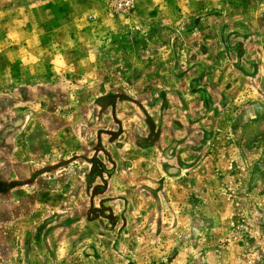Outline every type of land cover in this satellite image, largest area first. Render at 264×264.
Masks as SVG:
<instances>
[{
    "label": "rangeland",
    "instance_id": "374dc122",
    "mask_svg": "<svg viewBox=\"0 0 264 264\" xmlns=\"http://www.w3.org/2000/svg\"><path fill=\"white\" fill-rule=\"evenodd\" d=\"M262 32L264 0H0V97L35 100L0 181L35 171L54 195L22 217L3 193L7 218L28 219L0 264H25L37 224L36 264H264ZM168 99L193 142L173 147L176 169L161 159L173 142L145 149Z\"/></svg>",
    "mask_w": 264,
    "mask_h": 264
},
{
    "label": "flooded vegetation",
    "instance_id": "af4514ba",
    "mask_svg": "<svg viewBox=\"0 0 264 264\" xmlns=\"http://www.w3.org/2000/svg\"><path fill=\"white\" fill-rule=\"evenodd\" d=\"M253 42H254V39H253ZM225 50L227 51L226 54L228 55V58H229L231 50H228V48H225ZM201 66L206 68V66H204V65H201ZM249 67L251 68L252 66H249ZM196 69H198V68H196ZM238 71L241 74H243L244 76H247L246 73L241 72L240 70H238ZM208 75H209V72H207V74L204 73V74H202L201 78L202 79L206 78L207 80H209ZM254 76L249 75V78L252 79V78H254ZM186 77H188V76L185 75L182 78H178V80L182 82L183 80L186 79ZM195 85H196L195 81L191 82V85L189 86L190 95H193L196 97L200 96V98L204 101V104L207 105L208 102L210 101L209 97L212 96L209 93V87L205 89L203 86L198 88V87H195ZM22 94H23L22 91L18 90V91H16L15 95H12V96L7 95V96L0 97V159H12L14 157L13 153H16V149H17L16 144L18 142V139H19L22 131H24V129L27 128V123L24 124L23 119H26V117L28 116V112H27V110H25L23 108H24V106H26V104L34 103L35 100H32L33 98H31L32 97L31 95H33L32 93L28 98H26V100L23 99L25 97H22L23 96ZM160 94L162 96H164L165 94L168 95L169 92L166 91V89H164V91H162ZM171 94L175 95L174 98H176V99H183L184 98V96L180 93L178 94V93L171 92ZM9 101H11V103H13V104H11L12 106L6 105ZM159 111H160V125H159V127L162 130L161 139L158 138V139L154 140L153 134L151 132L154 126L151 124H147L146 128H147V132H148V136H147L148 138L146 139L147 141H145V142L148 143V141H149V143L145 149H155L157 147L156 145L161 143L163 138L165 140H169L171 143L173 142V145H171V147H170V145H167L166 147H164L161 159H169L168 162H170V163H168L166 160V166H168L170 169H176V168H174L175 165L172 163L173 161L170 160V159H176L175 154L172 152L173 147H175V149H176L175 152L176 151L178 152L179 150H181V148L183 146L184 147L187 145L192 146L190 143V142H192V140L187 139V140L180 141L179 139H177V135H176V132L174 130L178 129V126H180V125L174 123L172 120L170 122H168V120H170L169 117H170L171 111H172V103L169 102V99L166 100L165 102H163V104H161V106L159 107ZM209 111H212V110L209 108L208 112ZM186 126L189 128V132H199V130H200V127H199L200 124H198V122H195V123L190 122ZM174 127H177V128H174ZM172 128H174V129H172ZM167 129H171V131L167 132V135L169 137L166 136ZM193 129L195 131H193ZM204 130H206V129H204ZM201 131L205 132L203 130H200V132ZM94 138L96 139V143H95V147H94L95 149L93 152L89 151V154L94 153L93 159H100V157L102 155V152L100 149L101 143H102L101 134L97 135ZM90 139H91V137L89 138V141H90ZM91 158L92 157H89V158L86 157L85 159H91ZM179 159H181V158H179ZM165 173L169 175V173L167 171ZM100 191H101V189H100ZM101 193L102 192L99 193V196L102 195ZM94 207L97 208L96 206H94ZM88 210L91 212H94V213L96 212V211H93L91 209H88ZM15 223L19 224L21 222L19 220L18 221L15 220ZM35 226H37L35 233H33L31 231L30 233H26V235H25L26 237H25L24 243H23V246L25 247V251H26V253H25V257H26L25 264H36V263H34V260L32 259L33 251L28 252L29 247L32 248L33 244H34L36 249L40 246L41 247L43 246L46 249L48 247V243H47V245L45 244L44 237L39 238V236H38L39 231H40V229H38L39 225L37 224ZM29 231L30 230H28L26 232H29ZM12 237H13V239H12ZM12 237L9 238V242L7 243V245H2V248L6 252H8V250L10 251L11 248L13 247V240L16 238V235L14 234ZM14 244H15V242H14ZM0 251H1V249H0ZM6 252L5 253L0 252V255H1V253H2V255L3 254L6 255ZM36 258L37 257H35V260H36Z\"/></svg>",
    "mask_w": 264,
    "mask_h": 264
},
{
    "label": "crops",
    "instance_id": "0c3cea01",
    "mask_svg": "<svg viewBox=\"0 0 264 264\" xmlns=\"http://www.w3.org/2000/svg\"><path fill=\"white\" fill-rule=\"evenodd\" d=\"M260 35L264 36V33L262 32L260 33ZM92 154L94 155V153ZM89 157L90 156H88V158ZM1 162L5 163V165L8 164L9 166V164L13 162V159H4ZM6 170L5 175L7 174L8 177L6 176L7 178H5V180L3 181L4 184L0 181V205L4 204V206H6L4 215H0V249H2V245H7L12 234V229H14L16 225L14 218H7V201L1 204V202L3 201V193L7 195L6 198H8L7 200L9 202V208H11L9 209V211L15 209L14 211H18V213L24 215L22 217L33 215L34 212L36 213V211L39 210V202L42 201V199L54 196L48 188V184L44 183L43 180L41 181L40 177H37L39 173L33 171L31 176L25 179L26 177L21 178V176H18L17 172H14L15 168ZM8 190L9 192H6ZM46 208L49 209V206H46ZM27 219L28 218H25L19 221L23 223L27 221ZM0 259L7 260L8 257L3 256L1 253Z\"/></svg>",
    "mask_w": 264,
    "mask_h": 264
}]
</instances>
